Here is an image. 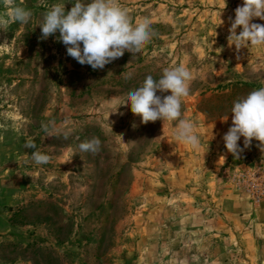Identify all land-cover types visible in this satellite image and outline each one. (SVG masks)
I'll use <instances>...</instances> for the list:
<instances>
[{"label":"rangeland","instance_id":"obj_1","mask_svg":"<svg viewBox=\"0 0 264 264\" xmlns=\"http://www.w3.org/2000/svg\"><path fill=\"white\" fill-rule=\"evenodd\" d=\"M57 3L75 0H15L31 19L0 30V264H264V152L241 137L237 159L222 139L234 101L264 87V45L228 44L242 0H119L156 35L97 70L58 31L40 38ZM179 64L193 76L180 119L196 125L195 150L175 141L178 120L142 124L121 106ZM93 137L99 150L81 151ZM26 141L50 161L34 163Z\"/></svg>","mask_w":264,"mask_h":264},{"label":"clouds","instance_id":"obj_2","mask_svg":"<svg viewBox=\"0 0 264 264\" xmlns=\"http://www.w3.org/2000/svg\"><path fill=\"white\" fill-rule=\"evenodd\" d=\"M3 2L6 11L0 13V30L6 31L11 22L27 24L30 21L31 11L16 5L15 0ZM129 11L119 0H75L67 13L65 4H53L43 13L39 25L40 38L46 40L58 31L57 42L66 46L70 57L81 65L91 66L93 70L103 69L122 57L125 51L132 53L134 58L156 35L149 17L140 18L133 25ZM257 18L264 20V0H242V4L235 9L234 19L228 18L231 25L228 44L235 45L237 50L264 45V25L251 22ZM237 28L242 29L239 34ZM192 79L191 70L184 64L165 68L158 80L151 75L146 76L138 88L127 93L121 106H130V111L141 118L142 124L157 120H178L172 133L175 141L194 150L198 149L200 138L196 134L195 123L180 119L182 100L190 94ZM158 91L171 94L162 97L156 94ZM231 116V126L222 137L227 152L240 159L244 150L238 145L241 137L244 138V148H248L256 140L264 152V87L235 100ZM227 120L228 116L224 118V121ZM42 127L45 132L48 131L46 126ZM132 127L136 128L137 125L133 123ZM100 143L99 138L93 137L80 143L78 147L83 152L96 153ZM24 147L34 149L30 156L34 163L41 165L50 161L47 154L36 149L34 142L26 141Z\"/></svg>","mask_w":264,"mask_h":264}]
</instances>
